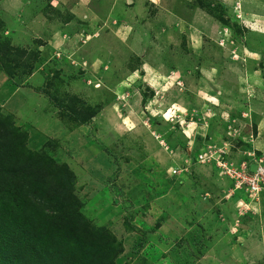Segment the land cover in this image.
<instances>
[{"label":"rangeland","instance_id":"374dc122","mask_svg":"<svg viewBox=\"0 0 264 264\" xmlns=\"http://www.w3.org/2000/svg\"><path fill=\"white\" fill-rule=\"evenodd\" d=\"M0 119L96 262L264 264L263 196L217 165H264V0H0Z\"/></svg>","mask_w":264,"mask_h":264},{"label":"trees","instance_id":"16d2710c","mask_svg":"<svg viewBox=\"0 0 264 264\" xmlns=\"http://www.w3.org/2000/svg\"><path fill=\"white\" fill-rule=\"evenodd\" d=\"M7 123L11 121L0 119V264H109V257L98 255L100 262H96L92 256L98 253L86 254L79 230L69 226L72 223L64 211L69 206L64 193L67 180L59 172L51 165L30 171L34 161L28 157L23 160L26 169L19 180L7 169L11 151L7 142L18 131ZM12 177L18 181V190L6 187ZM35 187H44L53 206L47 204L42 209L24 198Z\"/></svg>","mask_w":264,"mask_h":264},{"label":"built area","instance_id":"2783aa9c","mask_svg":"<svg viewBox=\"0 0 264 264\" xmlns=\"http://www.w3.org/2000/svg\"><path fill=\"white\" fill-rule=\"evenodd\" d=\"M200 158L204 155L199 154ZM247 160L240 163L227 165V161H217V165L226 169V174L234 180V190L243 192L245 196L253 199L262 194L264 200V165L262 159L253 160L256 163L255 170H250L251 154ZM250 159V160H249Z\"/></svg>","mask_w":264,"mask_h":264},{"label":"crops","instance_id":"0c3cea01","mask_svg":"<svg viewBox=\"0 0 264 264\" xmlns=\"http://www.w3.org/2000/svg\"><path fill=\"white\" fill-rule=\"evenodd\" d=\"M250 79L247 78V83L249 84V86H252V87H256V86H260L262 87L263 86V83L260 81V83H258V80L257 79H253L251 78V76H249Z\"/></svg>","mask_w":264,"mask_h":264},{"label":"water","instance_id":"95a60500","mask_svg":"<svg viewBox=\"0 0 264 264\" xmlns=\"http://www.w3.org/2000/svg\"><path fill=\"white\" fill-rule=\"evenodd\" d=\"M256 164L255 163H251L250 164V170L253 171L255 170Z\"/></svg>","mask_w":264,"mask_h":264}]
</instances>
